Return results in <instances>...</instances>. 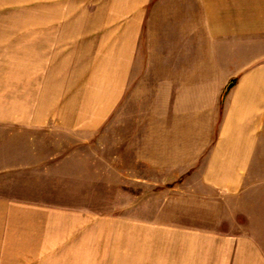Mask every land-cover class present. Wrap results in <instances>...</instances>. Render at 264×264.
Returning a JSON list of instances; mask_svg holds the SVG:
<instances>
[{
    "label": "rangeland",
    "instance_id": "374dc122",
    "mask_svg": "<svg viewBox=\"0 0 264 264\" xmlns=\"http://www.w3.org/2000/svg\"><path fill=\"white\" fill-rule=\"evenodd\" d=\"M120 2L0 0V200L50 214L0 264H264V42L143 92L115 73Z\"/></svg>",
    "mask_w": 264,
    "mask_h": 264
},
{
    "label": "crops",
    "instance_id": "0c3cea01",
    "mask_svg": "<svg viewBox=\"0 0 264 264\" xmlns=\"http://www.w3.org/2000/svg\"><path fill=\"white\" fill-rule=\"evenodd\" d=\"M122 1L115 7L116 10L125 12V20L122 19L120 24L123 27L119 31L123 41L120 42L119 48L114 46L115 62L118 61L115 73L119 78L118 82L121 78L125 80L126 76H139L140 86H143L139 90L143 92H146L144 82L148 75L198 73L194 67H186V63L182 61L192 58L194 53H201L202 58L235 59L236 63H231L230 66L235 65L237 69L240 66L239 60L263 57L256 49L258 46L255 47L254 44L264 42L258 39L264 35V0ZM250 49H254V54H249ZM230 66L221 72L225 75L240 73ZM210 69L209 72L203 73L219 72L215 66ZM248 81V78L244 79L232 96L233 102L220 135L222 141L217 142L211 151L212 156L226 155V151L220 150L223 148V139L234 133L230 129L233 119L230 115L239 110L240 91ZM209 95L211 94L207 92L203 97L209 99ZM222 163L225 164V161ZM233 163L236 165L228 167V170H237V164L242 165L239 161ZM41 215H44L45 222L50 224V214L42 210L0 200V250L37 251L40 246L39 233L32 231V228L34 222L41 219ZM25 223L29 224L28 232H25ZM25 235L30 237L25 238ZM46 235L51 237L50 232ZM8 260L10 259L6 260L7 264H16Z\"/></svg>",
    "mask_w": 264,
    "mask_h": 264
},
{
    "label": "trees",
    "instance_id": "16d2710c",
    "mask_svg": "<svg viewBox=\"0 0 264 264\" xmlns=\"http://www.w3.org/2000/svg\"><path fill=\"white\" fill-rule=\"evenodd\" d=\"M226 91H224V93H225Z\"/></svg>",
    "mask_w": 264,
    "mask_h": 264
}]
</instances>
